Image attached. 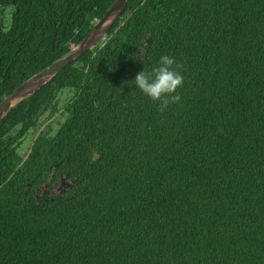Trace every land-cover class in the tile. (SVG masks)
Instances as JSON below:
<instances>
[{
  "label": "trees",
  "instance_id": "16d2710c",
  "mask_svg": "<svg viewBox=\"0 0 264 264\" xmlns=\"http://www.w3.org/2000/svg\"><path fill=\"white\" fill-rule=\"evenodd\" d=\"M112 1L0 0V101ZM161 55L183 76L163 109L129 81ZM0 264H264V0H127L17 103L0 120Z\"/></svg>",
  "mask_w": 264,
  "mask_h": 264
},
{
  "label": "water",
  "instance_id": "95a60500",
  "mask_svg": "<svg viewBox=\"0 0 264 264\" xmlns=\"http://www.w3.org/2000/svg\"><path fill=\"white\" fill-rule=\"evenodd\" d=\"M127 0H113L105 13L95 20L90 30L68 51L59 56L46 67L35 72L0 101V120L20 101L32 95L47 83L56 73L74 61L83 52L102 40L107 30L120 16Z\"/></svg>",
  "mask_w": 264,
  "mask_h": 264
},
{
  "label": "clouds",
  "instance_id": "9594fccd",
  "mask_svg": "<svg viewBox=\"0 0 264 264\" xmlns=\"http://www.w3.org/2000/svg\"><path fill=\"white\" fill-rule=\"evenodd\" d=\"M142 51L143 49L137 52L134 58H141ZM174 65L176 67H173ZM178 67L173 56L161 55L149 72H145L143 67V70L138 72L132 80H129L130 85H135L136 91H139L150 101L157 102L163 109L169 102L180 100L176 90L182 85L183 76L177 71Z\"/></svg>",
  "mask_w": 264,
  "mask_h": 264
},
{
  "label": "rangeland",
  "instance_id": "374dc122",
  "mask_svg": "<svg viewBox=\"0 0 264 264\" xmlns=\"http://www.w3.org/2000/svg\"><path fill=\"white\" fill-rule=\"evenodd\" d=\"M10 9L6 8L3 11V14L0 18V24L2 27H6L8 21L10 20ZM64 117V114L62 112V110L59 108L57 112H55L52 116H48V112H45L39 119L38 125L35 129L31 130L28 135L26 136V139L22 141L21 145H20V152L21 153H26L28 151L29 148V144H30V139L39 131L42 129H48V126H50L52 129H54L56 127V123L58 121H61ZM63 183H67V182H63ZM62 183V184H63ZM60 184V186L62 185ZM59 186V188H60ZM44 191V188L41 189L40 192Z\"/></svg>",
  "mask_w": 264,
  "mask_h": 264
},
{
  "label": "flooded vegetation",
  "instance_id": "af4514ba",
  "mask_svg": "<svg viewBox=\"0 0 264 264\" xmlns=\"http://www.w3.org/2000/svg\"><path fill=\"white\" fill-rule=\"evenodd\" d=\"M54 190L51 188H45L43 194H53Z\"/></svg>",
  "mask_w": 264,
  "mask_h": 264
}]
</instances>
